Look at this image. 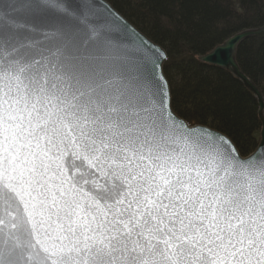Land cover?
Masks as SVG:
<instances>
[{
    "label": "snow or ice",
    "instance_id": "6c2138e0",
    "mask_svg": "<svg viewBox=\"0 0 264 264\" xmlns=\"http://www.w3.org/2000/svg\"><path fill=\"white\" fill-rule=\"evenodd\" d=\"M114 23L0 0V264H264V149L184 124Z\"/></svg>",
    "mask_w": 264,
    "mask_h": 264
},
{
    "label": "trees",
    "instance_id": "16d2710c",
    "mask_svg": "<svg viewBox=\"0 0 264 264\" xmlns=\"http://www.w3.org/2000/svg\"><path fill=\"white\" fill-rule=\"evenodd\" d=\"M107 1L165 50L173 110L189 124L224 133L241 155L251 153L261 126L254 95L232 73L198 56L237 31L264 25V0ZM236 60L264 97V31L240 42Z\"/></svg>",
    "mask_w": 264,
    "mask_h": 264
},
{
    "label": "water",
    "instance_id": "95a60500",
    "mask_svg": "<svg viewBox=\"0 0 264 264\" xmlns=\"http://www.w3.org/2000/svg\"><path fill=\"white\" fill-rule=\"evenodd\" d=\"M4 2H8V0H4ZM99 3L105 6V8L111 12V19L114 20L115 22L114 26L118 29L121 40L125 44V46L131 49L139 48L141 47L140 42L143 41L145 44L149 46V48L156 49L159 52V59L163 71V63L167 57L165 50L159 44L155 43L153 40H151L149 37L143 34L139 29H137L121 13H119L107 0H99ZM263 31H264V25L255 28L242 29L240 31L235 32L231 36L227 37L221 43L215 45L211 50H209L205 54L198 56V59L200 61L216 65L232 73L236 78H238L245 84V86L252 92V94L254 95L257 101V112L261 122L260 131H259V141L255 149L251 153L245 156L240 154L233 141L224 133L203 124L190 125L183 118H181L174 112L171 106L170 87L163 72V76L167 81V88L170 93V107L172 112L189 128H197V127L209 128L215 131L216 133H218L219 135L227 138L235 146V149L238 151L241 157H248L249 155L253 153H258L259 151L264 149V97L261 91L257 88V86L241 71L236 60V50L242 40L246 39L249 36L259 34Z\"/></svg>",
    "mask_w": 264,
    "mask_h": 264
},
{
    "label": "rangeland",
    "instance_id": "374dc122",
    "mask_svg": "<svg viewBox=\"0 0 264 264\" xmlns=\"http://www.w3.org/2000/svg\"><path fill=\"white\" fill-rule=\"evenodd\" d=\"M170 87V86H169ZM172 103V102H171ZM176 113V112H175Z\"/></svg>",
    "mask_w": 264,
    "mask_h": 264
}]
</instances>
